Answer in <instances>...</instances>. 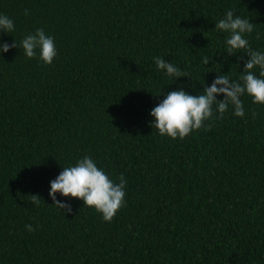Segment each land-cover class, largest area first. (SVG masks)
<instances>
[{
  "label": "trees",
  "instance_id": "trees-1",
  "mask_svg": "<svg viewBox=\"0 0 264 264\" xmlns=\"http://www.w3.org/2000/svg\"><path fill=\"white\" fill-rule=\"evenodd\" d=\"M228 10L255 24L245 38L264 52V0H0L15 25L0 42L17 44L0 53V264H264V105L245 94L244 117L230 105L184 139L151 126L169 92L239 80L248 57L215 31ZM38 28L54 38L51 65L20 47ZM84 156L127 180L112 222L49 197Z\"/></svg>",
  "mask_w": 264,
  "mask_h": 264
},
{
  "label": "clouds",
  "instance_id": "clouds-1",
  "mask_svg": "<svg viewBox=\"0 0 264 264\" xmlns=\"http://www.w3.org/2000/svg\"><path fill=\"white\" fill-rule=\"evenodd\" d=\"M24 14L28 15V10ZM254 28L255 24L250 23L249 19L234 15L231 10L226 11L225 16L215 24V31L228 34L225 44L229 56L242 50L245 52L244 56L248 59L244 63L243 73L238 81H233L228 74L217 75L211 86H204L203 94L191 95L182 88L169 92L150 113L154 118L151 126L161 136L184 139L193 131L204 128L206 121L222 119L230 105L236 117H244L241 97L245 94L251 98L253 104L264 105V52L253 50L245 38ZM0 31H15L14 21L4 14H0ZM20 47L27 58L38 57L45 65H51L57 55L54 38L47 35L43 28L26 35L20 42ZM12 48H17L16 42L11 45L0 42V53H7ZM153 59L157 68L166 72L169 77L181 78L188 75L163 58ZM211 60V56L205 55L201 64L206 66ZM257 68L258 76L254 72ZM218 96H223L224 99L218 101ZM207 130H210V126ZM126 186L127 180L123 174L120 175L119 182H115L103 169L98 168L92 158L84 156L75 166L62 168L59 176L50 183L49 197L53 206L64 215L71 214L72 208L70 204L57 200L58 193L65 198L82 200L84 207L101 214L104 222H112L118 210L124 206ZM28 197L35 206L43 201L38 195ZM25 227L29 232L34 231L31 225Z\"/></svg>",
  "mask_w": 264,
  "mask_h": 264
}]
</instances>
